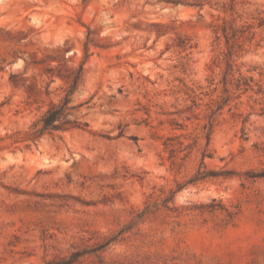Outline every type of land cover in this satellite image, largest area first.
Returning a JSON list of instances; mask_svg holds the SVG:
<instances>
[{"label":"rangeland","instance_id":"374dc122","mask_svg":"<svg viewBox=\"0 0 264 264\" xmlns=\"http://www.w3.org/2000/svg\"><path fill=\"white\" fill-rule=\"evenodd\" d=\"M0 264H264V0H0Z\"/></svg>","mask_w":264,"mask_h":264},{"label":"trees","instance_id":"16d2710c","mask_svg":"<svg viewBox=\"0 0 264 264\" xmlns=\"http://www.w3.org/2000/svg\"><path fill=\"white\" fill-rule=\"evenodd\" d=\"M81 71L77 74L71 85L68 87L65 96L59 103L52 104L49 109L30 127V131L26 132L28 138L33 141L42 138L45 135H54L56 133H63L74 129L84 130L88 127L87 123L82 124L78 121H72L69 119L71 111L75 110L76 106H71L72 96L78 88V84L81 77ZM14 76L11 77L13 81ZM207 176H198L193 180L197 181L204 179Z\"/></svg>","mask_w":264,"mask_h":264}]
</instances>
